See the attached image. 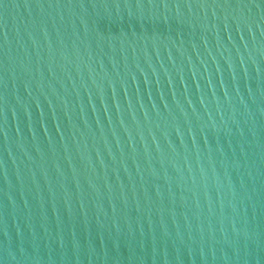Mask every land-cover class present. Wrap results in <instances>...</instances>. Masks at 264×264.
Masks as SVG:
<instances>
[{
  "label": "water",
  "instance_id": "obj_1",
  "mask_svg": "<svg viewBox=\"0 0 264 264\" xmlns=\"http://www.w3.org/2000/svg\"><path fill=\"white\" fill-rule=\"evenodd\" d=\"M0 264H264V0H0Z\"/></svg>",
  "mask_w": 264,
  "mask_h": 264
}]
</instances>
